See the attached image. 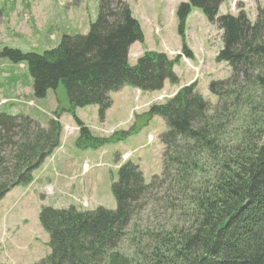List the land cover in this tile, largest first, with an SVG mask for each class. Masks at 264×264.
Returning <instances> with one entry per match:
<instances>
[{
    "label": "trees",
    "instance_id": "1",
    "mask_svg": "<svg viewBox=\"0 0 264 264\" xmlns=\"http://www.w3.org/2000/svg\"><path fill=\"white\" fill-rule=\"evenodd\" d=\"M224 1L187 0L175 12L182 39L192 9L222 33L216 61L227 65L230 76L208 85L217 99L213 115L192 83L164 104L152 105L142 124L110 137H95L75 117L76 109L96 105L102 119L110 94L123 87L159 92L165 81L177 83L172 69L177 61L164 53L146 51L134 66L128 64V50L143 42V34L122 0H99L85 35H63L41 54L0 50L1 60L25 64L34 98L64 88L78 149L122 142L154 117L166 126L158 136L164 147L161 175L143 184L137 166L124 163L111 187L115 210L40 209L50 251L35 264H264V6L251 23L243 13L218 16ZM182 54L192 57L184 47ZM59 116L42 127L28 116L0 111V201L13 188L29 185L33 172L59 147ZM164 187L181 198L177 205L176 199L152 197L171 213L169 227L164 222L141 227L137 216L147 196ZM126 240L137 242L134 256L118 251Z\"/></svg>",
    "mask_w": 264,
    "mask_h": 264
},
{
    "label": "rangeland",
    "instance_id": "2",
    "mask_svg": "<svg viewBox=\"0 0 264 264\" xmlns=\"http://www.w3.org/2000/svg\"><path fill=\"white\" fill-rule=\"evenodd\" d=\"M122 1L143 34L141 44L136 42L130 46L128 64L134 66L146 51L164 53L169 60L177 61L172 68L177 83L171 85L165 81L159 92L123 87L110 94L111 105L102 119L96 105L76 109L75 117L95 137H110L116 132L128 131L134 123L142 124L144 114L152 105L164 104L180 88L192 83L209 104L210 115L215 114L212 110L217 99L209 93L208 85L230 76L227 65L216 61L222 46L221 31L209 24L199 10L192 9L182 39L177 32L175 12L187 0ZM98 6L99 0H0V50L11 48L41 54L55 48L63 35H85L89 24L95 21ZM263 6L264 0H225L217 15L243 13L254 23L257 9ZM183 47L191 58L182 54ZM67 108V95L61 85L48 90L44 98L36 99L25 64L0 59V111L28 116L42 127L58 112L62 128L59 147L33 172L32 182L13 188L0 201V264H35L49 254L48 235L38 220L42 207L115 210L111 187L124 163L137 166L143 184L161 175L164 147L158 136L166 126L160 117L152 118L137 134L122 142L84 150L75 146L78 130L73 116L65 112ZM153 196L169 201L176 199L177 205L181 198L164 187L163 192L157 190L148 195L147 205L139 210L137 218L141 220V227L148 223L158 227L164 222L162 226L167 228L171 213L162 210L161 202L151 201L155 200ZM137 246V242L126 240L118 251L134 256Z\"/></svg>",
    "mask_w": 264,
    "mask_h": 264
}]
</instances>
